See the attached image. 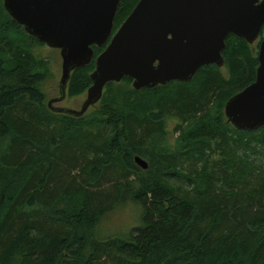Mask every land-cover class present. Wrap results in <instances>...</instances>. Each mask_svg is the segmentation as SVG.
I'll use <instances>...</instances> for the list:
<instances>
[{"label":"trees","instance_id":"16d2710c","mask_svg":"<svg viewBox=\"0 0 264 264\" xmlns=\"http://www.w3.org/2000/svg\"><path fill=\"white\" fill-rule=\"evenodd\" d=\"M140 1H122L115 31ZM35 44L2 7L0 264H264V129L239 132L224 114L256 80L252 46L227 39L228 76L210 66L188 84L111 83L100 109L76 119L47 107L50 64ZM94 69L73 72L69 97L88 92ZM129 202L144 226L99 240L103 218Z\"/></svg>","mask_w":264,"mask_h":264},{"label":"water","instance_id":"95a60500","mask_svg":"<svg viewBox=\"0 0 264 264\" xmlns=\"http://www.w3.org/2000/svg\"><path fill=\"white\" fill-rule=\"evenodd\" d=\"M123 0H4L9 16L39 43L61 51L60 98L48 103L60 115L84 118L106 87L133 82L136 91L173 82L188 84L205 67L223 69L227 39L250 46L264 29V0H141L114 34ZM107 46L95 60V47ZM255 82L231 98L224 114L239 132L264 129V40ZM95 62L92 86L81 110L56 107L66 100L73 72ZM135 162L147 171L141 157Z\"/></svg>","mask_w":264,"mask_h":264},{"label":"rangeland","instance_id":"374dc122","mask_svg":"<svg viewBox=\"0 0 264 264\" xmlns=\"http://www.w3.org/2000/svg\"><path fill=\"white\" fill-rule=\"evenodd\" d=\"M2 7H4V0H0V10ZM126 20L117 28V30H119L122 27V25L126 22ZM262 38L254 45H252L253 53L257 57L259 54L260 44L263 41ZM106 48L107 46L99 49L101 51L99 55H101L106 50ZM32 51L36 56V58L48 61L50 64V79L44 85V92L47 96L46 105L48 107L49 101L59 97V84L62 78V71H63L62 70L63 60L61 57V51L57 49H51L41 43L35 44ZM223 72L225 73L226 76H228L227 71L225 69H223ZM115 85L116 88L126 87L128 89H134L133 82L129 87L123 82ZM86 99H87V93L80 97H75V98L68 97L66 101L59 107L79 111L82 108L83 104L85 103ZM99 109H100V105L95 107L94 109H91L87 116H90L91 114L97 112ZM174 129H175L174 126H171L169 128L168 137H167V142L172 147H175L177 145V142L181 134V133H175ZM262 152L264 154L263 150ZM170 180L172 183L176 184L177 186L182 185L181 182H179L175 178H171ZM143 216H144L143 207L134 202H129L123 206L118 207L117 209L110 212L103 218L97 230L98 239L101 241H106L110 238H117V237L130 235L134 230L142 228L144 226Z\"/></svg>","mask_w":264,"mask_h":264},{"label":"flooded vegetation","instance_id":"af4514ba","mask_svg":"<svg viewBox=\"0 0 264 264\" xmlns=\"http://www.w3.org/2000/svg\"><path fill=\"white\" fill-rule=\"evenodd\" d=\"M118 31V30H117ZM117 31H114V34L117 32ZM262 37H264V29H263V32H262V34H261V36H260V39L262 38ZM259 39V40H260ZM263 40H264V38H262ZM96 48V47H95ZM96 60V59H95ZM68 94V93H67ZM60 96H61V94H60V91H59V97L58 98H60ZM69 96H67V98H68ZM58 98H56V99H58ZM66 98V99H67ZM66 100H64L62 103H59V104H57V106L56 107H59L60 105H62L64 102H65ZM50 102V101H49ZM60 108H63V107H60ZM81 110V109H80Z\"/></svg>","mask_w":264,"mask_h":264}]
</instances>
